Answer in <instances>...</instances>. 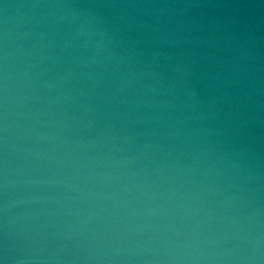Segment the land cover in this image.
<instances>
[{
  "label": "water",
  "instance_id": "obj_1",
  "mask_svg": "<svg viewBox=\"0 0 264 264\" xmlns=\"http://www.w3.org/2000/svg\"><path fill=\"white\" fill-rule=\"evenodd\" d=\"M0 261L264 264V0H0Z\"/></svg>",
  "mask_w": 264,
  "mask_h": 264
},
{
  "label": "clouds",
  "instance_id": "obj_2",
  "mask_svg": "<svg viewBox=\"0 0 264 264\" xmlns=\"http://www.w3.org/2000/svg\"><path fill=\"white\" fill-rule=\"evenodd\" d=\"M193 95H194V93H193ZM0 264H3V262H2V261H0Z\"/></svg>",
  "mask_w": 264,
  "mask_h": 264
}]
</instances>
